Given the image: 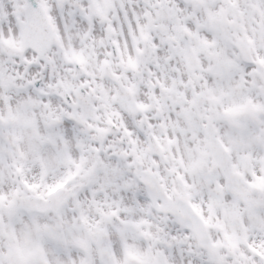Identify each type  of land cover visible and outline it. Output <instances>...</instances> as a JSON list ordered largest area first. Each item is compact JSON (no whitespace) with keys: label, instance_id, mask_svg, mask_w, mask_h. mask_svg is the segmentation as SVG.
I'll return each instance as SVG.
<instances>
[{"label":"snow or ice","instance_id":"obj_1","mask_svg":"<svg viewBox=\"0 0 264 264\" xmlns=\"http://www.w3.org/2000/svg\"><path fill=\"white\" fill-rule=\"evenodd\" d=\"M0 264H264V0H0Z\"/></svg>","mask_w":264,"mask_h":264}]
</instances>
